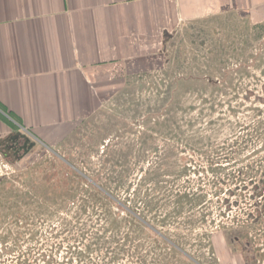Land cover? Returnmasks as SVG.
<instances>
[{
  "label": "rangeland",
  "instance_id": "374dc122",
  "mask_svg": "<svg viewBox=\"0 0 264 264\" xmlns=\"http://www.w3.org/2000/svg\"><path fill=\"white\" fill-rule=\"evenodd\" d=\"M133 43L98 114L3 169L0 264H264V24Z\"/></svg>",
  "mask_w": 264,
  "mask_h": 264
},
{
  "label": "crops",
  "instance_id": "0c3cea01",
  "mask_svg": "<svg viewBox=\"0 0 264 264\" xmlns=\"http://www.w3.org/2000/svg\"><path fill=\"white\" fill-rule=\"evenodd\" d=\"M229 16L264 24V0H0V175L30 151L12 149L21 127L56 147L98 114L120 81L105 71L143 47L135 34Z\"/></svg>",
  "mask_w": 264,
  "mask_h": 264
},
{
  "label": "water",
  "instance_id": "95a60500",
  "mask_svg": "<svg viewBox=\"0 0 264 264\" xmlns=\"http://www.w3.org/2000/svg\"><path fill=\"white\" fill-rule=\"evenodd\" d=\"M12 140L13 142H16L19 140L23 141V144L21 146V149H23V152H27L31 150L35 146V143H36L35 141H31L28 136L20 132H16V134L12 136Z\"/></svg>",
  "mask_w": 264,
  "mask_h": 264
},
{
  "label": "built area",
  "instance_id": "2783aa9c",
  "mask_svg": "<svg viewBox=\"0 0 264 264\" xmlns=\"http://www.w3.org/2000/svg\"><path fill=\"white\" fill-rule=\"evenodd\" d=\"M20 131H21L23 134H25L26 136H28L29 138H31L32 140H33V139H35L34 141L37 140V138H35V137L31 134V132H30L29 130H27L26 128L21 127V128H20Z\"/></svg>",
  "mask_w": 264,
  "mask_h": 264
},
{
  "label": "flooded vegetation",
  "instance_id": "af4514ba",
  "mask_svg": "<svg viewBox=\"0 0 264 264\" xmlns=\"http://www.w3.org/2000/svg\"><path fill=\"white\" fill-rule=\"evenodd\" d=\"M17 143H19V142H17ZM15 144H16V143H15ZM22 144H23V141H22V143H19V144H18V147H16L15 149L12 147V149L14 150V153H15V154H16V153H23V149H21Z\"/></svg>",
  "mask_w": 264,
  "mask_h": 264
},
{
  "label": "trees",
  "instance_id": "16d2710c",
  "mask_svg": "<svg viewBox=\"0 0 264 264\" xmlns=\"http://www.w3.org/2000/svg\"><path fill=\"white\" fill-rule=\"evenodd\" d=\"M82 252H85V251L84 250H81V253H80V255L77 258L79 262H81L83 259L86 258V256L82 255ZM67 264H71V263L70 262H67Z\"/></svg>",
  "mask_w": 264,
  "mask_h": 264
}]
</instances>
